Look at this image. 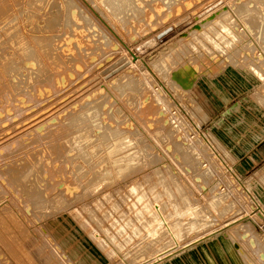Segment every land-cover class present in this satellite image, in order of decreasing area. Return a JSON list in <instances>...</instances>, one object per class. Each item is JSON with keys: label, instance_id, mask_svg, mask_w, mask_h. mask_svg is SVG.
Returning a JSON list of instances; mask_svg holds the SVG:
<instances>
[{"label": "rangeland", "instance_id": "1", "mask_svg": "<svg viewBox=\"0 0 264 264\" xmlns=\"http://www.w3.org/2000/svg\"><path fill=\"white\" fill-rule=\"evenodd\" d=\"M10 1L0 264H264V0ZM35 37L63 63L39 49L21 62ZM144 203L177 235L158 238Z\"/></svg>", "mask_w": 264, "mask_h": 264}, {"label": "bare ground", "instance_id": "2", "mask_svg": "<svg viewBox=\"0 0 264 264\" xmlns=\"http://www.w3.org/2000/svg\"><path fill=\"white\" fill-rule=\"evenodd\" d=\"M2 1V0H1ZM10 1V0H9ZM15 1V0H14ZM31 1V2H30ZM34 1H36L37 2V0H26V2H24V4L25 5H28L29 3H32V4H34L33 2ZM123 1H125V0H123ZM8 2V1H7ZM11 2V1H10ZM20 2V1H19ZM109 2H112V1H109ZM109 2L107 1V3H108V6H109V8H110V4H109ZM4 3V2H3ZM37 4H39V3H37ZM37 4H36V6H37ZM9 5H10V3H9ZM15 5V4H14ZM19 5H20V3H19ZM32 6H34L35 7V5H32ZM39 6V5H38ZM1 7V6H0ZM28 7V6H27ZM26 7V8H27ZM10 8V7H9ZM11 8H13L12 6H11ZM10 8V9H11ZM35 8H38V7H35ZM112 8V7H111ZM7 9V8H6ZM9 9V11H11ZM29 9H31V8H29ZM34 8H32V10H33ZM19 10V9H18ZM107 10V9H106ZM21 11V10H20ZM28 11V10H27ZM37 11V10H36ZM108 11H109V9H108ZM113 11V10H112ZM8 12V11H7ZM111 12V11H110ZM4 13V10H3V8L1 7L0 8V17L2 16V15H4L3 14ZM25 13V12H24ZM32 13V12H31ZM9 14V13H8ZM21 14V13H20ZM36 14V13H35ZM30 15H34V11H33V14H30ZM68 17H67V20L65 21V24H64V26L67 28V24L71 21V20H73V22L75 23V19H76V17H75V13L73 12V10L72 11H70L69 13H68ZM113 15V14H112ZM24 16V15H23ZM114 16H115V13H114ZM21 17V16H20ZM31 17V16H30ZM115 17H117V16H115ZM14 18V17H13ZM32 18V17H31ZM33 18H35V17H33ZM58 18H59V16H58ZM62 18V17H61ZM5 19V18H4ZM63 19V18H62ZM13 20V19H12ZM11 20V21H12ZM59 20H60V18H59ZM6 21V20H5ZM10 22V21H9ZM15 22V21H14ZM11 23V25H12V22H10ZM234 23V22H233ZM16 25V24H15ZM233 25V24H232ZM2 26V25H1ZM9 26V25H8ZM7 26V27H8ZM220 26V25H219ZM230 26V25H229ZM235 26V25H234ZM73 27H75L74 25H73ZM3 28V27H2ZM64 28V27H63ZM221 28V27H220ZM227 28H228V26H227ZM226 27H222V29L223 30H228ZM230 30V29H229ZM9 31H10V29H9ZM16 31V30H15ZM235 32V31H234ZM18 34V33H17ZM257 34V33H256ZM20 36V35H19ZM69 36V35H68ZM219 36H221V35H219ZM233 36V35H232ZM257 36H261L260 34L259 35H257ZM23 37V36H22ZM236 37V36H235ZM42 37H40L39 39H41ZM234 38V37H233ZM12 39V38H11ZM14 39V38H13ZM38 39V37H35V38H32V43L31 44H29L28 42H25V41H23L22 43H21V45H20V47H21V51H20V58H19V60L21 61V62H23L24 64L26 63V65L29 67V66H32V64H33V62H34V64H35V60L34 59H32V58H34V54H35V50L36 49H39V50H43V51H45V53H47V56H48V58L54 63V64H62L63 62L61 61V58L57 55V54H54L53 53V44H52V42H51V38L49 39V38H47V37H45V38H43V41L41 42V40H39ZM70 39V38H69ZM71 39H72V36H71ZM36 40H39V41H36ZM69 41V40H68ZM68 41H67V44H68ZM13 42V41H12ZM80 42V41H79ZM82 43V42H81ZM66 44V45H67ZM232 44V43H231ZM77 46V45H76ZM54 50L56 51V49L54 48ZM258 50V49H257ZM259 52V51H258ZM27 54H30V56H31V58H27V57H25V55H27ZM258 54H260V53H258ZM93 56V55H92ZM92 56H90V58H92ZM130 56L132 57V59H133V61L136 59V57H134L132 54H130ZM113 57V56H112ZM95 59L97 58V56H95L94 57ZM104 58V57H103ZM103 58H101V59H103ZM100 59V60H101ZM3 60V59H2ZM98 60V59H97ZM96 60V61H97ZM99 60V61H100ZM115 60V59H114ZM116 62V61H115ZM115 62H113V63H115ZM129 62V61H128ZM258 62V61H257ZM261 62V61H260ZM95 63V62H94ZM97 63V62H96ZM95 63V64H96ZM108 63V62H107ZM110 63H111V61H110ZM113 63H111V65L113 64ZM251 63H252V61H251ZM33 64V65H34ZM137 64V63H136ZM253 64V63H252ZM36 65L38 66V69H37V72L40 70L39 68H40V64L39 63H36ZM108 65V64H107ZM259 65L261 66L262 64H260L259 63ZM258 64H257V66H259ZM93 66H94V64H93ZM104 66V65H103ZM133 66V65H132ZM136 66V65H135ZM251 66H253V65H251ZM137 67V66H136ZM255 67V66H254ZM262 67V66H261ZM91 68H92V65H91ZM108 68V67H107ZM113 68V67H112ZM253 68V67H252ZM5 69H6V67H5ZM7 69H9L10 71H17L18 70V68L15 66L14 67V64L12 63V62H9V64H8V67H7ZM133 69H134V67H133ZM136 69V68H135ZM103 70V69H102ZM101 70V71H102ZM260 70H261V68H260ZM99 72H100V69L98 70ZM36 72V71H35ZM130 72V71H129ZM132 72H134V71H132ZM260 72V71H259ZM258 72V73H259ZM101 73V72H100ZM141 73V72H140ZM261 73V72H260ZM135 74V73H134ZM186 74V73H185ZM251 74V73H250ZM122 75V74H121ZM124 75V74H123ZM256 75V74H255ZM68 76L70 77V74L68 73ZM120 76V75H119ZM118 76V77H119ZM134 76V75H133ZM59 77V79L56 77V81L59 83L60 81H61V79L63 80V78L64 77H60V76H58ZM118 77H117V80H118V82H119V79H118ZM132 77V76H131ZM111 79V78H110ZM122 79V78H121ZM132 79V78H131ZM254 79H256L255 78V76H254ZM125 80H126V77H125ZM190 81H191V78L189 79ZM188 80V78L187 77H183L181 80H178L179 81V83H180V85H185V86H188L189 84H190V81ZM103 81V80H102ZM105 81V80H104ZM116 81V80H115ZM114 81V82H115ZM131 81V80H130ZM135 81V80H134ZM62 82V81H61ZM117 82V81H116ZM118 82H117V85H118ZM125 82V81H124ZM127 82V81H126ZM130 83H132V81L131 82H129V85H130ZM59 84H61V83H59ZM123 84V83H122ZM134 84V83H133ZM108 85H113V84H108ZM115 85H116V83H115ZM114 86V85H113ZM119 87H120V85H119ZM122 87H123V85H122ZM189 87V86H188ZM187 89V88H186ZM187 90H189V89H187ZM97 91H98V89H97ZM100 92V91H99ZM104 92H106V90L104 91ZM107 93V92H106ZM182 96V95H181ZM184 96V95H183ZM185 96H187V95H185ZM97 98H98V96H97ZM73 108H75V106L73 107ZM104 108V107H103ZM163 110V109H162ZM46 113H48V112H46ZM45 113V114H46ZM164 116V115H163ZM75 121V120H74ZM191 124V123H190ZM72 125H73V123H72ZM188 125V124H187ZM258 126V125H257ZM186 128V127H185ZM174 129V128H173ZM179 129V128H178ZM186 130V129H185ZM263 130V129H262ZM179 133V132H178ZM186 133V132H185ZM184 133V134H185ZM191 133V132H190ZM258 134V133H257ZM179 135H181L180 133H179ZM184 136V135H183ZM117 137V136H116ZM115 137V138H116ZM119 137V136H118ZM187 137H188V135H187ZM178 138H181V137H178ZM190 138V137H189ZM183 139H184V137H183ZM200 139V138H199ZM263 139V138H262ZM182 140V139H181ZM189 140V139H188ZM74 141H75V139H74ZM180 141V140H179ZM183 141V140H182ZM197 141V140H196ZM185 142H186V140L184 139V144H185ZM190 142V141H189ZM199 142H200V140H199ZM199 142H198V144H199ZM188 143V142H187ZM183 144V145H184ZM194 144H195V146H196V143L194 142ZM192 145V144H191ZM191 145H189L190 147H191ZM188 146V147H189ZM183 147V146H182ZM205 147V146H204ZM203 147V148H204ZM184 148H186V147H184ZM197 148V147H196ZM190 149V148H189ZM115 150V149H114ZM191 150V149H190ZM199 152V151H198ZM206 152V151H205ZM134 153V152H133ZM188 153V152H187ZM200 155H204L205 153H204V151H203V154H201V153H199ZM198 154V155H199ZM129 155H131V154H129ZM196 155V154H195ZM200 155H199V157H200ZM127 156V155H126ZM190 156H192V158H193V155L192 154H190ZM207 157V156H206ZM205 158V157H204ZM128 160V159H127ZM194 160V159H193ZM203 160V159H202ZM215 160H217V159H215ZM214 160V161H215ZM194 161H196V160H194ZM116 162V161H115ZM123 162V161H122ZM132 162H134V161H132ZM218 162V161H217ZM200 163V162H199ZM127 164H128V162H127ZM132 165V164H131ZM196 165H198V163L196 162ZM212 165H213V162H212ZM199 167H200V165H198ZM212 167V166H211ZM114 169V168H113ZM130 169V168H129ZM114 171V170H113ZM171 171H173V170H171L170 169V172ZM202 171H203V169H202ZM209 171H210V169H209ZM103 172H104V170H103ZM107 172V171H106ZM204 172V171H203ZM207 173V172H206ZM207 175V174H206ZM112 176V175H111ZM103 177V176H102ZM172 177V176H171ZM235 177V176H234ZM109 178H110V176H109ZM108 178V179H109ZM159 178H161V179H163V177H159ZM236 178V177H235ZM104 180H105V178H104ZM172 180V179H171ZM233 181H234V179H233ZM238 181V180H237ZM163 183V182H162ZM164 185V184H163ZM143 186V185H142ZM165 186V185H164ZM160 187H161V185H160ZM165 187H167V185L165 186ZM180 188V187H179ZM179 188H177V189H179ZM65 189H67V188H65ZM65 189H64V191H65ZM132 189H134L133 187H132ZM205 189V188H204ZM142 190V189H141ZM68 191V190H67ZM153 191V190H152ZM66 192V191H65ZM170 192V191H169ZM211 192V191H210ZM210 192H208L209 194H210ZM212 192H213V189H212ZM212 192H211V194H212ZM151 194H152V192H151ZM170 194V193H169ZM206 197V196H205ZM209 197H210V195H209ZM213 197V196H212ZM140 198V197H139ZM138 198V201H140L141 202V199H139ZM211 198V197H210ZM136 201H137V198H136ZM215 201V200H214ZM217 201V200H216ZM213 202V201H212ZM219 202V201H218ZM151 203V202H150ZM220 203H221V201H220ZM219 203V204H220ZM156 204V203H155ZM214 204V203H213ZM152 205V204H151ZM151 205H149V203H144L143 204V209H144V211L149 215V216H151L150 217V221H149V224L151 225V226H154V227H152L153 228V231H154V233L156 232V231H161V229H164V227H165V229H167L168 231H169V233L171 234V236L172 235H177V232H178V230H177V232H175L174 230H172V231H174V232H170L171 230L169 229V226L167 225V224H165V222L163 221V218H162V210H163V205L160 203V205L159 204H157V206L155 205L154 207H152ZM190 205V204H189ZM214 205H216L217 206V204L215 203ZM221 205H222V203H221ZM212 206V205H211ZM216 206H215V208H216ZM255 206H256V209H255V211H257L256 213H258L259 214V216L261 215V212H262V209H261V207L258 205V203L257 202H255ZM212 207H214V206H212ZM220 207V206H219ZM135 208V207H134ZM140 208V207H139ZM141 208H142V205H141ZM175 209H177L176 207H174ZM221 208H223L222 206H221ZM226 208V207H225ZM224 208V209H225ZM193 209H195L194 207H192V209H187L186 211H185V215H188V216H192L193 215ZM217 209H218V207H217ZM141 210V209H140ZM222 211H223V209H222ZM225 211H226V209H225ZM225 211H224V213H225ZM195 212V211H194ZM260 212V213H259ZM138 213V212H137ZM136 214V213H135ZM147 214H146V216H147ZM254 215H256V214H254ZM263 215V214H262ZM261 215V216H262ZM201 216V215H200ZM199 216V217H200ZM260 216V217H261ZM141 217V216H140ZM138 218V217H137ZM263 218V217H262ZM202 219V218H201ZM203 220V219H202ZM233 221V220H232ZM236 222V221H235ZM235 222H231V223H228L227 225H232V224H235ZM211 223V222H210ZM203 224V223H202ZM200 225V224H199ZM195 226H198L197 225V223L196 222H191L190 224H189V229H191V230H193L194 228H196ZM212 226V225H211ZM223 226H224V224H223ZM147 227V226H146ZM200 227V226H199ZM208 227V226H207ZM205 228V227H204ZM203 228V229H204ZM199 229V228H198ZM219 229V228H218ZM222 229H223V227H222ZM146 231V230H145ZM152 231V230H151ZM148 232H149V230H148ZM162 233H164L163 231H161ZM183 232V231H182ZM187 232V231H186ZM192 232V231H191ZM157 233V232H156ZM168 233V232H167ZM179 234V233H178ZM180 235V234H179ZM210 235H212V233L210 234ZM147 236H149L148 234H147ZM146 236V237H147ZM152 236V235H151ZM156 236V235H155ZM157 236H158V233H157ZM168 236H170V235H168ZM173 236V237H174ZM150 237V236H149ZM205 237V236H204ZM148 238V237H147ZM158 238H160L159 236H158ZM150 239H152V238H149V240ZM155 239H157V237H155ZM163 239V238H162ZM172 239V238H171ZM178 239V238H177ZM152 240H154V239H152ZM161 241H163V240H161ZM198 241H200V240H198ZM197 241V242H198ZM179 242H180V240H179ZM192 244H194L193 242H191ZM176 244H177V242H176ZM179 244V243H178ZM171 246V245H170ZM175 246V245H174ZM178 245H176L175 247H177ZM167 247H169V245L167 246ZM161 248V247H160ZM162 248H164V247H162ZM157 252V251H156ZM163 253H165V252H163ZM174 253V252H173ZM160 262V261H159ZM155 264V263H154Z\"/></svg>", "mask_w": 264, "mask_h": 264}, {"label": "crops", "instance_id": "3", "mask_svg": "<svg viewBox=\"0 0 264 264\" xmlns=\"http://www.w3.org/2000/svg\"><path fill=\"white\" fill-rule=\"evenodd\" d=\"M264 145H261V147L257 150L258 153L264 151L263 150V147ZM262 148V149H261ZM256 158L258 157L257 155H254ZM255 159L252 157V160L251 162H253ZM259 260H263L264 259V253L263 254H260L258 257H257Z\"/></svg>", "mask_w": 264, "mask_h": 264}]
</instances>
